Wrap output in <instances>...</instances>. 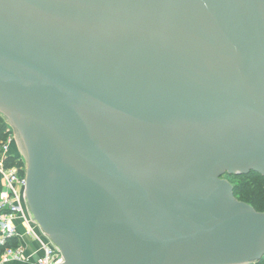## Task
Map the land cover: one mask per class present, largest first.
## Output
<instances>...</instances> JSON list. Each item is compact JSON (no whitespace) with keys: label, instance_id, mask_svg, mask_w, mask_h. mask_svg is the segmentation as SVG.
Instances as JSON below:
<instances>
[{"label":"water","instance_id":"1","mask_svg":"<svg viewBox=\"0 0 264 264\" xmlns=\"http://www.w3.org/2000/svg\"><path fill=\"white\" fill-rule=\"evenodd\" d=\"M0 115L64 264L264 257V0H0Z\"/></svg>","mask_w":264,"mask_h":264},{"label":"built area","instance_id":"2","mask_svg":"<svg viewBox=\"0 0 264 264\" xmlns=\"http://www.w3.org/2000/svg\"><path fill=\"white\" fill-rule=\"evenodd\" d=\"M12 138L8 137L6 141L0 143V175L4 182V191L0 195V247L3 249L0 255V264L10 260L27 261L23 255L22 248L11 246L15 236L14 221L17 217L24 218V221L30 227L36 223L32 219H27L23 214V203L25 200L26 188V169L24 175L20 174L17 167H8L6 159L9 145ZM41 255L35 264H64V258L59 249L42 233Z\"/></svg>","mask_w":264,"mask_h":264},{"label":"trees","instance_id":"3","mask_svg":"<svg viewBox=\"0 0 264 264\" xmlns=\"http://www.w3.org/2000/svg\"><path fill=\"white\" fill-rule=\"evenodd\" d=\"M12 131L10 124L0 115V143L7 140ZM8 167H17L20 169V174L24 175V162L21 156H9L6 159ZM228 178H243L242 180L232 185L233 195L235 199L251 206L256 212L264 211V177L256 173H248L243 175L228 176ZM9 245L16 246L13 242ZM3 249L0 247V255ZM255 264H264V257L258 260Z\"/></svg>","mask_w":264,"mask_h":264},{"label":"crops","instance_id":"4","mask_svg":"<svg viewBox=\"0 0 264 264\" xmlns=\"http://www.w3.org/2000/svg\"><path fill=\"white\" fill-rule=\"evenodd\" d=\"M8 154L10 156L21 155L18 144L12 139L9 145ZM4 191L3 178L0 175V195ZM23 214L27 219H32L28 210L26 202L23 203ZM16 236L13 242L16 246L22 248L23 255L28 259L27 261L10 260L4 264H35L36 260L41 255V241L42 232L37 225L32 224L30 227L25 223L24 218L17 217L14 221Z\"/></svg>","mask_w":264,"mask_h":264},{"label":"rangeland","instance_id":"5","mask_svg":"<svg viewBox=\"0 0 264 264\" xmlns=\"http://www.w3.org/2000/svg\"><path fill=\"white\" fill-rule=\"evenodd\" d=\"M11 129H12V131L10 132L9 137H11L15 141V144L16 143L18 144L20 152H21V155H19V156L22 157V160L24 162V168L26 169V162L27 161H26V151H25L24 144H23L20 136L18 135L17 131H15V129H13L12 127H11ZM223 179H227L233 185L234 183L242 180L243 178H228V177L224 176ZM262 213H264V211ZM256 262L257 261H255L251 264H255Z\"/></svg>","mask_w":264,"mask_h":264}]
</instances>
